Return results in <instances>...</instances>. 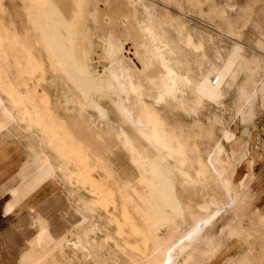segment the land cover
Returning <instances> with one entry per match:
<instances>
[{
    "label": "bare ground",
    "instance_id": "bare-ground-1",
    "mask_svg": "<svg viewBox=\"0 0 264 264\" xmlns=\"http://www.w3.org/2000/svg\"><path fill=\"white\" fill-rule=\"evenodd\" d=\"M128 2L132 21L131 27L124 31L114 25L111 16L92 14L91 20L100 30L96 34L101 44L96 48L92 33L83 38V45L104 60L101 72L85 64L82 76L85 80L72 83L57 68L49 71L54 64L43 62L47 67L46 82L54 90L53 97L35 86L18 88L0 68V128L10 124L32 134L36 132L32 155L50 163L46 147L51 148L52 155L57 157L52 168L60 173L61 181H56L69 184L70 194L76 196L75 205L67 197L58 207L61 214L58 217L63 216L61 223L53 216L35 214L32 222L39 232L33 233L31 240L27 237L32 251L11 264H69L72 260L77 264H209L206 258L212 256H207L206 247L213 237L207 236L208 230L218 216L231 213L227 208L238 197L236 180L246 192L250 189L254 158L249 154L246 124L255 115L251 99L258 84L251 89L238 86L231 92V119L237 118L243 126L241 133L233 136L236 147L228 150L224 139L231 136L229 121L218 112L209 116L207 122L200 117L211 94L218 95L222 108L225 107L222 98H226L231 73L220 65L215 73L208 71L213 62L222 61L221 55L216 51L211 58L203 49L204 40H196L195 32H188L174 17L159 19L148 13L141 16L136 5L142 1ZM142 5L145 10L150 8ZM41 33L48 37L46 32ZM12 40L19 42L15 37ZM123 40L137 49L141 68L137 69L127 59ZM51 50L49 44L48 55L55 63ZM65 57L71 56L65 54ZM37 96L44 101L46 111L61 110L64 116H54L47 122L45 112L33 101ZM111 113L116 117L112 118ZM182 116H190L192 122H186ZM57 125L64 130L72 128L73 133L58 134ZM217 127L219 135H216ZM67 138L76 140L75 156L64 149ZM119 154L124 156L126 166L119 163ZM87 160L92 163L86 164ZM243 165L248 169L237 175ZM35 167L43 166L35 164ZM97 168L103 170L122 197V219L116 220L113 234L104 230L102 243L95 237L102 231L97 208L107 192V197H113L114 190L106 191L105 184L88 173ZM211 180L222 187L229 201L225 200L227 204L222 208L208 211L207 206L214 198L200 196ZM81 188L90 192L89 200L79 193ZM104 201L107 206L108 201ZM110 201L114 203V199ZM162 205L167 210H162ZM193 208L197 210L193 212V222L181 223L186 220V211ZM175 212L180 214L179 218ZM127 222L131 223L135 235L141 232L138 243H132L125 236L127 231L122 224ZM239 227L231 230V239L248 237L247 229L240 232ZM67 229L72 231V238L66 237ZM110 240L117 250L127 255L124 260L116 252L104 253L103 248ZM242 242L247 243L246 239ZM66 248L75 256H56V253H66ZM235 257L227 258L222 264H234ZM236 264L248 263L237 259Z\"/></svg>",
    "mask_w": 264,
    "mask_h": 264
},
{
    "label": "rangeland",
    "instance_id": "rangeland-1",
    "mask_svg": "<svg viewBox=\"0 0 264 264\" xmlns=\"http://www.w3.org/2000/svg\"><path fill=\"white\" fill-rule=\"evenodd\" d=\"M139 1H142L141 4L136 5L139 15L142 16L148 13L159 19L170 15V17H174L177 22L183 23L188 32H195L196 40H204L203 49H206V52L211 58L214 57L216 51L221 55L222 61L219 63L213 62L208 71L211 74L213 70V74L222 67L228 68L231 73L229 77L230 83L229 86H227L226 98H222L225 102V107L222 108L219 102L221 99H218V95L211 94V96H209L210 100L208 99L211 103L207 100L208 102L206 106L200 112V117L207 122L209 116L214 112H218L224 119L226 118L225 120L229 121L231 124V136L228 139H224V143L228 150L235 148L236 145L233 136L237 137L238 134L241 133L243 125L237 120V118L231 119L230 105L231 96L233 95L231 92H234L235 87L243 85L251 89L255 84H258L259 88V84L264 77V0ZM143 3L150 8L145 10L142 5ZM130 5L131 4L128 0H0V68L5 71L4 73H6L10 79L17 83L18 88L32 89L35 86V88L40 91L43 89L50 97H53L54 90L51 87H48V83L46 82L47 73L45 71L47 70V67H44L45 64L43 62L46 61L54 64L52 67L48 68L49 71L57 68L66 73L72 83L85 80L82 77L84 75L85 64H90L94 70L101 72L105 64L104 60L98 58L96 53H90V51L85 49L83 45V38L92 33L94 35L93 39L96 48L101 44V39L96 34L99 33L100 30L98 29L97 24L92 22V14L93 12L96 14L99 13L105 18L111 16L114 25L124 31L126 27H131L132 10H130ZM95 7L97 10L94 9ZM15 16L17 17V20ZM18 18H21V21L18 20ZM19 22L20 24H18ZM42 31L47 33V38L41 33ZM13 37L18 38L19 42H13ZM48 38L51 39L52 42L49 43ZM66 42H68L67 47L65 45ZM49 44L52 49L51 52L55 63L51 61V58L48 55ZM123 44L127 59L137 69L141 68L139 57L137 55L138 51H136L137 49H135L129 41L123 40ZM65 54L66 56L70 55V59H67ZM258 88L251 99L255 115L246 124L248 127V137H250V155L256 152L255 149H258L257 141L262 140L261 133L256 130V112L261 105ZM39 99L42 100L41 97L37 96L33 98V101L37 102L43 112H45L44 118L47 122L51 118L54 119V116H57L58 118L64 116V112L61 110L52 109V111H54L53 113L46 111L44 108L45 103L43 104L44 101H40ZM50 100H52V98H50ZM111 117L115 118L116 116L114 113H111ZM182 118L188 123L192 122L190 116H182ZM253 127L255 128V131H251ZM71 130L72 128H66L64 130L60 125L56 126V132L61 135L62 133H73ZM215 131L216 135H219L218 127ZM22 132H24L23 129L14 128L10 124L0 128V146L5 145L6 143L9 145L8 150L18 153V156L14 157L15 169L13 185L11 188L15 187L19 180L20 187H24V195L19 199V202H22L31 195V189L34 186L37 185L40 187V183L45 181L46 184L44 188L39 190V194L35 199L30 198V200L26 202L28 205H35V208L32 211L29 210L30 225L26 232L27 235L23 237L21 243L13 245L14 249L12 255H5V251H3V253L0 249V264H11L16 262V259L20 258V256L17 255L19 254V248L24 243V239L27 238L26 236H32L33 233L39 232V229L32 222L35 213L53 216L56 218L57 223H61V221H63L61 220L63 216L61 218L58 217V215H61L58 207L67 201V197L72 203V206L76 203V196L70 194V185L61 183V180L56 181V179L59 178H55V175L51 174L53 170L51 164L46 163L41 170H35L32 166L28 168L30 165H27L23 169L21 176L16 175L18 165L22 158L25 155L29 156L27 148L28 143L30 142L31 146H34L36 143V137L34 136L36 132H33L34 135L30 132L29 134H24ZM242 138H244L243 135ZM67 140L68 145L64 146V149L72 156H75L77 154L76 149L74 148L76 140L69 138H67ZM85 143H88L87 140ZM203 144L205 143H202V145ZM251 146H253V148ZM3 147L4 146L0 147V152L5 149ZM30 149L32 155V148ZM46 150L48 151L50 158L54 157L51 148L46 147ZM123 158L124 156L122 154L118 155L119 163L126 166L125 158ZM89 163L91 164L92 161L87 160L86 164ZM255 168L256 167L254 166V169ZM247 169V165L240 166L237 175ZM43 172H45V174ZM88 173L96 177L99 182L104 183L106 191L110 189L114 190L113 197H107V192L104 196L103 202L98 204L97 208V213L100 215L98 220L101 224L102 231L97 232L95 237L98 242L102 243L101 237L104 235V232L106 231L107 233L113 234L117 227L116 220L120 218L122 219V197L117 192L115 185L109 182L108 178L105 177L101 168L95 170L90 169ZM254 179L250 181V189L247 192L243 190L238 180L235 181V189L238 197L233 205L228 207L229 209L227 208L231 213L218 216L216 222L213 223L212 228L208 230L207 236L213 237L212 242L206 247L208 250L207 256H212V258H206V260L209 261V264H222L229 255L243 252L246 249L243 242H235L236 239L229 240L231 239V230L235 231L236 228L240 226L237 230L240 231L241 229L240 232H243L246 228L248 237L238 236L237 238L241 240L243 238L246 240L249 238L252 241L253 229L250 228L255 226L256 220L260 227L263 226L264 229V206H262L261 197H259V194L255 191L256 186ZM207 187L208 189L200 196L201 199L210 196L214 198V202L207 206V210H216L226 206L229 198L225 191L221 190L222 187L214 184L212 180L208 183ZM176 190L178 193L181 192L178 187ZM222 191L224 192L222 193ZM244 192L246 194H244ZM252 192L254 198H252ZM79 193L86 200L91 198L90 192H87L84 188H81ZM197 198H199V196H197ZM105 199L108 201L107 206L105 205ZM111 199H114V203L110 201ZM182 200L184 201V199ZM17 203L13 208L18 206ZM240 203H243L244 206H241ZM161 209L165 211L167 210V207L162 205ZM193 209L186 211V220L181 223L191 224L193 222V212L197 211L196 209ZM239 211L243 213L240 212V214ZM232 214L237 215L236 218L233 217ZM175 215L178 218L180 217L178 212H175ZM258 215H260V217ZM53 217L52 220H54ZM104 224L107 225L106 228L103 227ZM122 225L127 231L125 236L129 237L132 243H138L141 239V232H138V234L135 235L136 232H132V225L130 222L123 223ZM232 225L236 227H233ZM248 229H250L249 232ZM258 230L259 229H257V231ZM67 231L68 229L66 232ZM66 232V237H73L71 230L67 233ZM244 239L242 241H244ZM29 240H31V238ZM204 240H206V237H204ZM227 241L228 244L225 247L224 245ZM256 242L261 251L264 250V237L256 240ZM30 243L31 242L29 241L23 250L26 254H30L28 252L32 251L29 250L28 247L30 246ZM253 247L254 246L250 245V250L247 253L235 258L234 264H236L237 259H241L243 263L247 261L248 264H264V253L261 256H254ZM26 249L27 252L25 251ZM103 249L106 255H108L109 252H116L117 254L115 253V255L120 256L121 260H124L123 257L127 256L123 254L121 250H117L111 240ZM65 252L66 253L64 254L56 253V256H75L69 248H66ZM216 254L217 256H215ZM79 256L82 255L80 254ZM69 264L77 263L72 260Z\"/></svg>",
    "mask_w": 264,
    "mask_h": 264
},
{
    "label": "crops",
    "instance_id": "crops-1",
    "mask_svg": "<svg viewBox=\"0 0 264 264\" xmlns=\"http://www.w3.org/2000/svg\"><path fill=\"white\" fill-rule=\"evenodd\" d=\"M86 4L88 5L87 2H86ZM258 91L260 92L261 105L257 109V112H256V115H257L256 116V122H257L256 128L257 129L256 130L261 133L262 140L257 141L258 142V145H257L258 149H255L256 152H254V154H252L250 156H252L254 158V163H253L251 169H253V172H254V176L252 179L255 178L254 179L255 180V186H256L255 191L259 194V197H261L262 206H264V77L262 78V80L259 84ZM254 130H255V128L253 127L251 131H254ZM22 133L29 134V132H27V131H24ZM2 146H4L3 148H5V149L0 152V249L2 250V252L5 251V253L3 252L5 255H12V251L14 249L13 245L17 244V243H21L23 241V237L25 235H27L26 232L29 229V225H30V223H29V210L32 211V209L35 208L34 204L28 205L26 202L28 200H30V198L35 199L38 196L39 190L44 188L46 181L43 183H40V187H38L37 185L34 186L31 189V195L29 197H27L26 200L19 202L20 201L19 199L24 195V192H23L24 187H20V183L18 180L16 186L11 188L13 185L14 169H15L14 157H17L18 153L14 152L12 150L11 151L8 150L9 145L6 143H5V145H1L0 147H2ZM31 147L33 148V146H31L30 142H29L27 145L29 156L25 155L22 158V160L20 161V163L18 165L17 172H16L17 176L18 175L21 176V173L23 172L22 170L27 165L34 166L33 168L35 170H37V168L35 167V164H36V166H38V165L43 166L46 163L51 164V165H55V163L57 161V157H55V156L50 158L51 159L50 163L42 160L41 158H39L40 159V161H39L38 158H35L36 156L31 155V152H30ZM248 147H249V142H248ZM35 160H37V163H34ZM31 166H28V168H30ZM254 166L256 167L255 169H254ZM41 169H42V167H40L38 170H41ZM43 173L45 174V172H43ZM51 174L55 175L60 180V173L59 172H55L54 170H52ZM23 179H24V177H23ZM41 179H43V178H41ZM252 198H254L253 192H252ZM17 202H19V203H17ZM16 203L18 204V206L13 208ZM35 214L37 215L39 213H35ZM35 214L33 215V218L36 216ZM258 216L260 217V215H258ZM233 227H236V226H233ZM250 229H253L252 230L253 239L251 241L248 238L246 240L247 243L243 242V245L246 246L245 247L246 249L243 252H239L236 254L233 253L232 255H229L227 258H229V257L234 258L235 256L244 255L245 253H247L250 250V245L254 246L253 247L254 248L253 249L254 256H261L264 253V250L261 251V249L259 248V245L256 242V240H259L260 238L264 237L263 226L260 227V225L257 223V220H256L255 226H252ZM250 229H248V232ZM257 229H259V230L257 231ZM32 236H33V234H32ZM32 236L29 235V237L28 236H26V237H28L30 239ZM28 238L24 239V243L19 248V254L17 256H24V254H26V253H24L23 250L25 248V245H27V243H29V242H27V241H29ZM233 239L234 240L236 239L235 242L236 241L242 242V240H240L239 238H236V237H233L232 239H229V240L231 241ZM228 241L224 245L225 247L227 246ZM28 255L26 254L25 256H28ZM215 256H217V254Z\"/></svg>",
    "mask_w": 264,
    "mask_h": 264
}]
</instances>
